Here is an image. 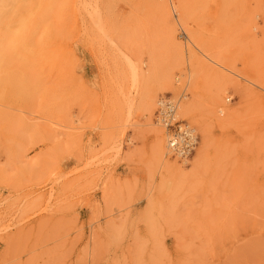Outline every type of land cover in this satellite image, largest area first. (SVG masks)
<instances>
[{
    "label": "rangeland",
    "instance_id": "rangeland-1",
    "mask_svg": "<svg viewBox=\"0 0 264 264\" xmlns=\"http://www.w3.org/2000/svg\"><path fill=\"white\" fill-rule=\"evenodd\" d=\"M158 1L76 0V15L62 2L51 21L78 24L59 84L44 65L46 0H0V264H264V0H193L201 24L179 16L191 43L178 0H164L184 59L157 100L188 85L192 101L197 61L238 111L214 125L229 155L188 184L155 158L153 132L167 145L166 132L157 104L150 115L141 103L144 81L135 91L122 77L125 55L147 73L167 54ZM133 95L125 129L114 102ZM181 115L200 135L189 171L203 137Z\"/></svg>",
    "mask_w": 264,
    "mask_h": 264
},
{
    "label": "bare ground",
    "instance_id": "bare-ground-1",
    "mask_svg": "<svg viewBox=\"0 0 264 264\" xmlns=\"http://www.w3.org/2000/svg\"><path fill=\"white\" fill-rule=\"evenodd\" d=\"M62 2L63 6L61 9L67 8L68 6L69 9L74 12L73 14L76 13L74 3L76 0H46L44 4V6L46 5V18L43 27V57L45 69H47L48 74L59 75L56 79L59 84H61V81L65 80V78L62 77L63 74L61 71L65 66H68L70 61L74 58L73 50L70 47L69 41L72 39V28H75V25L78 24V19H76L74 23L71 19H61L62 21L60 22L51 21V18L54 17ZM178 3L181 11L177 10V8H172V13L179 26V32H182L184 36H186L184 41L189 42V34H187L186 30L179 22V16L182 15L183 21L190 27L196 25V22L200 25L197 4L195 1L193 2V0H178ZM156 13L163 31L167 54L159 60H153L147 73H144L140 69L135 60L130 56L125 55L127 64H125L122 75L126 81L133 80L132 85L135 91L137 84L144 81L145 85L142 89L140 99L142 105L150 115H153L156 109L159 91L171 86L170 81L174 70L183 63L184 59L182 45L176 41V31L174 26L171 25L172 16L168 9V5L164 0L156 3ZM193 35L195 37V33ZM198 38L201 39V36L199 35ZM188 78L191 80L194 97L192 101L182 104V100L189 95L187 92V87L189 86L186 85L184 87L186 92L183 96L181 95L182 97L180 96V102L176 101L179 104V117L181 118V114L183 113L185 116L187 115L192 118L199 125L203 137V146L199 150L195 161L191 164L189 171H185L184 168L189 164V159L181 160L176 157L183 161L181 165L178 164L177 161L171 162L168 158L169 153H167V145L164 140L165 136L163 137L164 134L160 129H156L153 132L155 158L163 165L166 178L176 180L180 184L195 182L200 179L201 176L206 173L209 174V172L213 171L216 166L224 162L225 158L229 155V150L226 145L227 140L225 141V139L216 135L214 125H224L225 121L236 119L238 112L224 106L226 100L230 101V98H224L223 94L228 89V81H226L217 71H210L199 62L194 61L192 64V72ZM37 83H40V81ZM36 84L32 86V92H37L40 88V84ZM61 91L63 92L64 90ZM46 93V96L49 97L50 100H55L54 98L56 97L54 96L52 89H47ZM114 104L119 108V113H125L124 126L126 129L133 116L134 95L124 104L120 103V101H115ZM181 119L196 129L199 142L200 135L198 128L183 117ZM67 135L70 136L71 132ZM169 156L172 155L169 154Z\"/></svg>",
    "mask_w": 264,
    "mask_h": 264
},
{
    "label": "built area",
    "instance_id": "built-area-1",
    "mask_svg": "<svg viewBox=\"0 0 264 264\" xmlns=\"http://www.w3.org/2000/svg\"><path fill=\"white\" fill-rule=\"evenodd\" d=\"M181 36L186 38L182 32ZM185 92L186 90L181 95ZM180 96H161L158 99L155 120L165 129L167 153L186 160L194 154L199 142L196 129L179 117V104L176 101L180 102Z\"/></svg>",
    "mask_w": 264,
    "mask_h": 264
}]
</instances>
